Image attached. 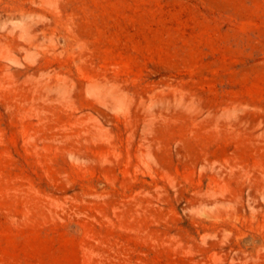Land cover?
<instances>
[{"label":"rangeland","instance_id":"1","mask_svg":"<svg viewBox=\"0 0 264 264\" xmlns=\"http://www.w3.org/2000/svg\"><path fill=\"white\" fill-rule=\"evenodd\" d=\"M0 264H264V0H0Z\"/></svg>","mask_w":264,"mask_h":264}]
</instances>
